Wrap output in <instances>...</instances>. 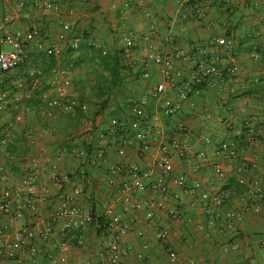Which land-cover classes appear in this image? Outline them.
<instances>
[{
	"label": "crops",
	"instance_id": "crops-1",
	"mask_svg": "<svg viewBox=\"0 0 264 264\" xmlns=\"http://www.w3.org/2000/svg\"><path fill=\"white\" fill-rule=\"evenodd\" d=\"M20 1L0 0V19L6 15L14 17L0 36L19 31L26 33L36 23L42 30L40 39L45 47L57 45L62 52L49 57L45 50L31 44L26 52L27 63L10 76L20 78L30 70L41 69V88L48 89L56 71L66 70L73 77L72 98L87 104L88 108L79 117L57 110L45 132L42 120L46 104H42V108L31 107L28 113L24 106L6 108L0 105V131L15 120V115L25 114L24 121L14 125L9 146L0 152V163L7 166L8 174L7 181L0 180V190L13 191L15 210H19V203L30 196L22 179L26 171H34V195L39 202L36 212L26 211L24 217L14 222L0 211V243L10 240L16 230L27 224L43 230L65 192L76 184H83L92 192L90 205L97 219L119 215L132 222L133 230L123 238V246L129 248L125 258L129 264H253L255 258H264V206L258 214L249 210L253 205L251 181L259 180L264 187V0H232L228 7L199 0V5L208 10L210 19L221 21V24L213 25L209 20L183 19L184 6L178 3L179 0H135L130 3L126 0H90L87 3L48 0L55 8L45 17L39 14L33 0H24L27 6L19 12L17 5ZM63 23H73L77 28L67 40L60 42L58 36ZM153 34L158 35L156 49L161 54L170 53L179 43L186 42L202 49L213 40L224 37L230 47L226 50L213 47L208 63L217 62L220 67H226L237 61L242 70L241 79L231 80L217 89L204 85L199 91L190 92L193 106H186L178 117V121L189 129L188 134L178 131V121L168 117L163 106L166 97L178 100L184 89L183 81L172 82L166 96L159 99L153 96L155 87L165 81L155 66L144 63L145 41ZM88 35H94L105 51H122L127 69L121 87L107 89L102 99L89 86L92 82L94 85L98 83L101 69L98 59L90 53L92 46L83 40ZM130 36L140 39L139 48L133 55L127 54L125 46V40ZM77 38L82 40L79 49L73 47ZM3 48L11 49L12 46L4 45ZM177 67L184 70L185 79L191 77V64L178 62ZM146 69L152 73L150 80L143 76ZM7 77L0 74V90L6 87ZM110 80L108 78L106 86L110 85ZM130 98L144 102L148 110L159 115L158 133L150 137L152 150L143 159L139 158V144L129 150L130 158L140 159L143 169L152 171L151 178L146 181L147 188L133 195V203L158 197L162 205L153 220L147 218L144 209L117 201L123 178L116 172L119 165L117 146L122 136L132 135L130 130L125 129L114 137L116 142L109 150L106 165L94 169L89 162L100 142V134L108 132L110 120L116 116L131 120ZM106 100L108 102L103 103ZM257 133L261 134L258 140L255 139ZM34 139L37 141L35 145L32 144ZM174 139L182 143L186 155L171 149ZM224 143L236 146L237 159L218 155ZM64 149L84 150L88 160L75 155L58 163L55 157ZM199 150L222 163L226 171L224 179H220L212 167H202L197 172L192 169L190 152ZM42 152L48 159L42 156ZM167 152L173 155L172 175H165L156 166V158ZM246 165L250 166L244 174L248 181L241 184L238 168ZM66 177L69 179L64 181ZM175 177H184L186 185L178 186L174 183ZM159 179L167 185L166 194L158 195L153 190ZM196 183L202 187L194 194L192 190ZM47 185L52 188L48 195L44 192ZM224 189H230L232 195L222 210V216L210 203L194 204L196 195L204 192L213 197ZM177 206L182 207V213L174 220L172 211ZM230 211L239 213L242 219H230L227 216ZM161 229L169 231L168 239L164 241L158 238ZM85 237V245L81 247L72 241L71 264L81 261L101 263L105 251L97 222L88 228ZM60 241V235L37 236L32 243L39 247L40 253L30 256L27 262L12 260L8 264H54L51 257L61 254ZM233 244L238 245V250L229 251L228 247ZM170 252L177 254L174 263L170 260Z\"/></svg>",
	"mask_w": 264,
	"mask_h": 264
},
{
	"label": "built area",
	"instance_id": "built-area-1",
	"mask_svg": "<svg viewBox=\"0 0 264 264\" xmlns=\"http://www.w3.org/2000/svg\"><path fill=\"white\" fill-rule=\"evenodd\" d=\"M68 1V0H65ZM87 3L90 0H78ZM128 3L135 0H126ZM170 2V0H164ZM214 6L228 7L232 4V0H209ZM35 6L39 10V14L43 17L49 15L55 5L48 0H33ZM181 6H184L182 17L185 20L196 19L199 21L209 20L210 24L219 23L210 19L208 10L199 5V0H179ZM27 6L26 1L22 0L17 5V10L23 11ZM14 21V17L6 15L0 19V32H4L7 26ZM62 31L59 33L58 40L63 42L67 40L70 33L76 31V25L73 23H63ZM42 30L36 23L32 24L28 32L21 31L15 34H5L0 36V74L6 75V87L0 90V105L6 108H19L24 106L25 112H30L31 107L42 108V104H46L47 109L43 114L42 124L45 126L47 132L48 123L56 116V111L60 110L66 114L76 115L81 108L87 110L88 105L78 103L72 98L73 77L66 70H58L54 75V79L48 89L41 88V77L43 70L33 69L24 77H13L11 73L18 71L24 64L27 63L26 52L31 44H35L39 49L45 50L47 56L53 57L61 54L62 50L57 46L45 47L44 42L40 39ZM88 45L100 48V44L94 35H88L83 39ZM80 38L73 41V47L79 49ZM145 59L146 66L153 65L158 69L165 78V81L160 82L154 89L153 96L157 99L166 96L169 86L175 80L183 81L184 89L179 93L177 101L169 97L165 98L164 111L168 117L178 121L180 113L186 106H193L190 100V92L199 91L204 85L212 89H217L220 86L228 83L231 80H238L243 77L242 70L237 61L231 62L226 67H220L215 62L209 64L208 59L211 55L213 47L228 49L230 42L220 37L211 42V44L202 49H198L194 45L186 42L179 43L175 48L167 54H161L156 49L158 44V35L153 34L152 37L146 39ZM4 45H11V49H4ZM140 39L135 36L127 37L125 40L126 52L128 55H133L137 48H139ZM104 53L106 51L104 50ZM219 60V57H216ZM178 62L183 64H191L193 71L189 79H185V72L183 69L177 67ZM144 78L150 80L152 73L146 69L143 74ZM52 92L54 94H52ZM128 108L132 113L131 120L126 118L113 117L108 126V132L100 134V142L91 154L89 160L94 169H100L108 163V156L110 148L115 144V136H118L125 129L130 130L132 135L122 136L117 146V154L119 165L116 167V172L123 175L122 186L118 192L117 201L125 204H132L139 209H144L147 218L153 220L156 212L161 207L162 202L156 196L145 199L142 203H133V195L136 192H142L147 188L146 181L151 178L152 171L144 170L141 160L145 158L147 152L152 150L151 136L158 133L156 123L159 121V115L147 109L144 102L137 101L133 98L128 100ZM204 117H207L205 112H202ZM25 114L15 115V120L7 123L0 131V152L4 151L10 144V140L14 134V125L24 121ZM178 131L188 134L189 129L178 121ZM260 133L255 134V139L258 140ZM37 141L32 140V144ZM140 145L139 160L129 157V150L135 145ZM171 149L180 151L181 154L186 155L182 143L174 139L171 144ZM157 153V151L155 152ZM193 158L192 169L199 171L202 167H212L220 179L226 177L224 166L220 162H215L209 153L204 150L191 151ZM80 156L88 160V154L84 150H61L55 157L59 163L68 157ZM218 155L227 156L232 159L238 158L236 146L229 143H224ZM42 156L46 154L42 152ZM48 159V158H47ZM156 166L160 168L165 175H172L174 171L173 155L171 152L162 153L156 158ZM250 166H241L238 168L240 174L239 183L246 184L247 179L244 176ZM34 171H26L22 179V184L28 188L29 197L25 202H20V209L15 210V201L13 191L11 189L0 190V211L8 216L11 222L24 217L26 211L36 212L38 210V200L35 198V177ZM8 179L7 166L0 163V180L5 182ZM69 178H64L66 181ZM174 183L178 186L184 187L186 180L184 177H175ZM56 185L57 184L56 182ZM202 185L196 183L193 186L192 192L195 194L201 189ZM155 193L166 194L168 192L167 185L163 179L157 180L153 185ZM52 188L47 185L44 188L45 194H51ZM251 193L253 196V205L249 209L252 213L258 214L262 211L264 206V187L259 180L251 181ZM232 192L230 189H224L217 196H210L202 192L196 195L194 204L201 205L210 203L217 208L219 216H222V210ZM92 192L88 186L83 184H76L70 190L65 192L61 201L59 202L56 212L51 221L43 230H38L36 226L27 224L16 230L10 240H3L0 243V264H8L12 260H20V262H27L30 256L40 253L39 247L32 243L37 236L42 238H49L50 236H61L59 242L60 255L52 256L51 259L54 264H71V247L72 241L75 240L78 246H84L86 242L85 233L95 222H97L100 230V238L104 246L103 261L98 264H129L125 258L128 255L129 248L123 246V238L128 235L134 228L132 222H127L119 215H113L104 220L97 219V216L90 205L92 200ZM248 210V211H249ZM182 213V207L177 206L175 211H172V218L177 220ZM227 216L230 219H242V216L237 212H228ZM142 234V232H140ZM169 231L161 229L158 232L160 240L168 239ZM238 245L233 244L228 247L229 251L238 250ZM28 251V254L25 253ZM170 260L174 263L177 260V254L170 252ZM147 262V259L144 258ZM77 264H95L91 261H81ZM253 264H264V258H255Z\"/></svg>",
	"mask_w": 264,
	"mask_h": 264
},
{
	"label": "trees",
	"instance_id": "trees-1",
	"mask_svg": "<svg viewBox=\"0 0 264 264\" xmlns=\"http://www.w3.org/2000/svg\"><path fill=\"white\" fill-rule=\"evenodd\" d=\"M104 50L101 46L100 48L91 47L90 53L98 59L100 73H99V81L94 85V82L90 83V88L94 89L97 93V97H104L107 93V89H114L116 87H121L124 82V74L126 72V66L123 63V52L122 51H114L104 53ZM8 78V77H7ZM108 78H110V85L106 86L108 83ZM108 101H104L103 103H107ZM81 112H84L81 108L76 114L81 115ZM79 117V116H78ZM118 117V116H116Z\"/></svg>",
	"mask_w": 264,
	"mask_h": 264
}]
</instances>
